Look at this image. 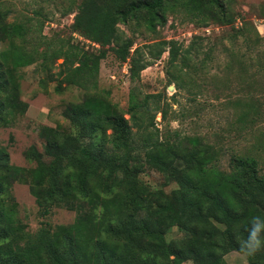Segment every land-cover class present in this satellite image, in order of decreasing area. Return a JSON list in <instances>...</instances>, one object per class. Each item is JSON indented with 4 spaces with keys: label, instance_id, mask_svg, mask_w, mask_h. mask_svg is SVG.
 <instances>
[{
    "label": "trees",
    "instance_id": "16d2710c",
    "mask_svg": "<svg viewBox=\"0 0 264 264\" xmlns=\"http://www.w3.org/2000/svg\"><path fill=\"white\" fill-rule=\"evenodd\" d=\"M165 1L79 0L73 30L99 49L90 52L68 43L67 47L60 44L57 48L47 45L42 53H27L16 44L19 41L23 46L31 29L6 23L7 11L0 4V43L6 44L0 52V122L7 124L10 118L23 114L26 107L18 101L14 73L39 58L63 59L58 73L62 81L97 94L100 61L109 47L118 62L128 63L130 81L138 80L149 62L139 49L131 54L132 41L119 36L117 25L136 20L147 32L155 33L166 24L162 11ZM191 3L201 14L200 1L198 6L195 0ZM208 3L217 9L209 8L205 21L230 23L220 0ZM263 40L256 35L257 47ZM155 46L159 50L154 58L167 49L169 62L178 60L176 42L161 41ZM260 52L264 65V50ZM136 91L131 90L128 95L126 114L134 124L140 120L136 126L144 134L138 141L133 138L129 119L99 95H92L66 109L72 131L43 129V154L33 148L30 153L36 169L11 165L7 154L0 151V264H159V255L168 258L167 264L186 260L220 264L222 256L239 251L252 217H264V174L260 173V162L248 154L237 155L231 158L230 172L220 171L214 163L216 151L205 147L198 137H186L175 144L161 141L148 128L157 132L155 117L163 110L155 102L149 108L150 100L156 96L146 95L139 100ZM195 147L204 155L197 157ZM138 151L143 152L148 167L162 175L164 186L176 183L177 189L166 194L144 186L131 164ZM91 181L99 184V192L91 191ZM13 183L29 186L43 215L54 206L64 207L75 212V222L25 234L16 222V211L4 203L3 195H9ZM114 190L118 192L109 200L110 209L100 198ZM53 197L56 201H49ZM85 203L94 211L102 207L98 219L101 223L91 238L87 233L95 218L85 220ZM173 222L185 234L177 243L166 239ZM102 233L121 241L122 250L109 248L101 239ZM247 259L250 264H264V250Z\"/></svg>",
    "mask_w": 264,
    "mask_h": 264
},
{
    "label": "rangeland",
    "instance_id": "374dc122",
    "mask_svg": "<svg viewBox=\"0 0 264 264\" xmlns=\"http://www.w3.org/2000/svg\"><path fill=\"white\" fill-rule=\"evenodd\" d=\"M195 1L197 6L198 1L203 6L199 15L191 0H166L162 7L166 24L155 33L147 32L136 20L117 25L119 36L132 41L131 54L139 49L144 60L149 62L135 82L129 79L128 63L118 62L109 47L105 48L106 56L100 61L97 94L62 81L58 73L63 59L43 61L39 58L15 71L18 101L26 108L23 114L10 118L7 124L0 122V151L7 154L8 163L36 169L37 164L30 153L33 148L43 154V129L72 131L65 116L66 109L92 95H99L129 119L133 138L138 141L144 134L136 126L140 120L134 124L126 114L128 95L131 90H137L139 100L146 95L156 96L150 100V109L155 102L163 110V114L157 113L155 117L157 132L148 128L161 141L175 144L186 137H198L205 147L216 151L214 163L220 171H231L233 156L248 154L258 159L260 173L264 174V68L259 66L263 63L260 51L264 50V40L258 47L256 43V35L264 38V0H220L227 14L225 19L230 21L221 25L204 20L209 8H217L208 0ZM0 4L2 10L7 11L6 23L23 24L31 29L23 46L22 42L16 41L27 53L34 50L42 53L47 45L57 48L66 44L67 47L68 43L90 52L99 49L73 30L79 0H0ZM161 41L176 42L180 51L177 61L169 62L167 49L159 58H154L159 50L155 44ZM5 46L0 43V52ZM195 148L197 157L204 155V151ZM136 153L131 164L144 186L152 191L163 190L166 194L177 189L176 183L164 186L162 175L148 167L143 152ZM48 160L44 158V161ZM89 187L92 192H99L96 181H91ZM117 192L102 194V204L111 209L109 200L116 197ZM120 196L119 200L122 199ZM3 197L5 205L16 211V222L25 234L33 235L42 227L70 226L75 222V212L64 207L54 206L43 215L27 184L13 183L9 195ZM49 201L56 199L53 197ZM101 211V206L94 211L85 203V220L95 218L90 224L88 238L101 223L98 221ZM171 224L167 241L183 240L184 232L174 222ZM101 239L109 248L122 250L121 241L104 233ZM158 261L167 264L169 260L165 255H159ZM182 264L197 263L186 260ZM220 264L250 263L246 255L231 251L222 256Z\"/></svg>",
    "mask_w": 264,
    "mask_h": 264
},
{
    "label": "clouds",
    "instance_id": "9594fccd",
    "mask_svg": "<svg viewBox=\"0 0 264 264\" xmlns=\"http://www.w3.org/2000/svg\"><path fill=\"white\" fill-rule=\"evenodd\" d=\"M264 250V217L253 216L247 236L240 245L239 251L246 256H253Z\"/></svg>",
    "mask_w": 264,
    "mask_h": 264
}]
</instances>
